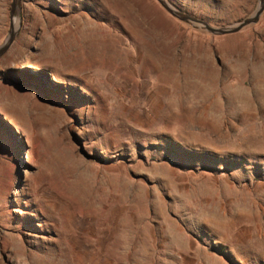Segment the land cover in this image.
<instances>
[{
	"label": "rangeland",
	"instance_id": "obj_1",
	"mask_svg": "<svg viewBox=\"0 0 264 264\" xmlns=\"http://www.w3.org/2000/svg\"><path fill=\"white\" fill-rule=\"evenodd\" d=\"M168 1L216 27L258 4ZM22 15L0 58V264H264V12L225 36L155 0Z\"/></svg>",
	"mask_w": 264,
	"mask_h": 264
},
{
	"label": "water",
	"instance_id": "obj_2",
	"mask_svg": "<svg viewBox=\"0 0 264 264\" xmlns=\"http://www.w3.org/2000/svg\"><path fill=\"white\" fill-rule=\"evenodd\" d=\"M160 7L174 19L185 23L196 30L203 31L212 36H225L235 34L244 28L256 24L264 12V0H258L255 11L245 19H242L232 25L225 27L212 26L208 22L187 14L180 9L174 7L168 0H155ZM9 30L3 42L0 44V58L7 53L15 41L22 27V0H11L9 12Z\"/></svg>",
	"mask_w": 264,
	"mask_h": 264
},
{
	"label": "bare ground",
	"instance_id": "obj_3",
	"mask_svg": "<svg viewBox=\"0 0 264 264\" xmlns=\"http://www.w3.org/2000/svg\"><path fill=\"white\" fill-rule=\"evenodd\" d=\"M98 43V42H97ZM96 43V44H97ZM257 67V66H256ZM258 68H259V66H258ZM262 68H263V66H262ZM262 68H260L259 70H260V72H261V69ZM256 69H254V71H255ZM254 71H253V73H254ZM259 72V71H258ZM258 72H256V73H258ZM255 74V73H254ZM259 74V73H258ZM263 76H264V70L262 71V73H261ZM253 76V75H252ZM255 76H256V74H255ZM256 77H258V76H256ZM262 79V78H261ZM214 215V214H213ZM212 216V215H211ZM215 219H218L216 216H215ZM216 221H218V220H216ZM219 222V221H218ZM220 223H223V222H220Z\"/></svg>",
	"mask_w": 264,
	"mask_h": 264
}]
</instances>
